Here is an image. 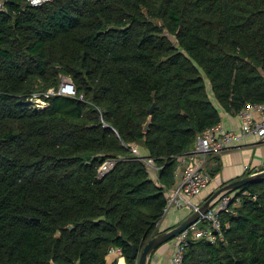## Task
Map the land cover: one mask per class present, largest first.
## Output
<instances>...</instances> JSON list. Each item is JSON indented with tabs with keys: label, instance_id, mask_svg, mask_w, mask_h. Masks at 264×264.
I'll list each match as a JSON object with an SVG mask.
<instances>
[{
	"label": "trees",
	"instance_id": "16d2710c",
	"mask_svg": "<svg viewBox=\"0 0 264 264\" xmlns=\"http://www.w3.org/2000/svg\"><path fill=\"white\" fill-rule=\"evenodd\" d=\"M65 77L75 95L59 93ZM249 103H264V0L8 1L0 264H117L107 257L112 246L135 264L133 245L140 251L177 225L158 226L178 156L221 122L220 108L238 114ZM136 146L154 159L156 177ZM218 156L207 165L211 178ZM239 190L224 238L189 240L183 264H264V180Z\"/></svg>",
	"mask_w": 264,
	"mask_h": 264
},
{
	"label": "built area",
	"instance_id": "2783aa9c",
	"mask_svg": "<svg viewBox=\"0 0 264 264\" xmlns=\"http://www.w3.org/2000/svg\"><path fill=\"white\" fill-rule=\"evenodd\" d=\"M10 0H0V13L7 10V2ZM51 0H24V5L39 6ZM49 93H54L51 89ZM59 93L75 95L76 88L73 81L65 77L59 88ZM38 107H43L46 102L35 99ZM240 120L239 131L229 130L220 122L207 128L198 134L194 146L178 156L179 166L175 177L177 184L171 189L168 204L165 209L167 213L171 208L187 206L191 211L198 210L203 202H197L195 197L199 195L210 183L211 177L206 167L212 156L220 155L235 142L247 135H257L264 139V103L247 104L238 114ZM135 152L147 163L152 172L158 168L155 161L150 156H145L138 151ZM115 164V160L107 159L99 168L100 176H104ZM245 192L244 194H246ZM241 191L234 190L223 194L216 204L201 217L191 224L184 231L175 236L172 241V263L183 264L185 247L189 240L205 237L212 242L224 238V229L228 224L225 215L235 214L236 209L242 204ZM199 223L203 226L200 227ZM161 222L159 223L160 227ZM109 262L115 261L117 264H129L123 249L120 246H112L107 255ZM135 264H138L136 260Z\"/></svg>",
	"mask_w": 264,
	"mask_h": 264
},
{
	"label": "crops",
	"instance_id": "0c3cea01",
	"mask_svg": "<svg viewBox=\"0 0 264 264\" xmlns=\"http://www.w3.org/2000/svg\"><path fill=\"white\" fill-rule=\"evenodd\" d=\"M220 110L222 115L221 123L224 127L229 130L239 131L240 120L237 114L227 112L221 108ZM141 152V154L146 156V150H141ZM218 158L221 160V169L211 178L209 186L195 197L197 202H204L220 186L231 180L246 176L249 171H251L252 174L263 171L264 139H260L254 134L244 136L235 142L234 145H231L222 152ZM214 159V157H211L208 163L214 165ZM206 169L208 168L206 167ZM154 177H156V174ZM189 214H191L190 207L183 206L180 208H171V210L165 213L159 228L162 230L169 226H174L182 222ZM172 253V245L168 243L163 244L156 250L152 257L151 264H173Z\"/></svg>",
	"mask_w": 264,
	"mask_h": 264
},
{
	"label": "water",
	"instance_id": "95a60500",
	"mask_svg": "<svg viewBox=\"0 0 264 264\" xmlns=\"http://www.w3.org/2000/svg\"><path fill=\"white\" fill-rule=\"evenodd\" d=\"M166 35L169 38V40L173 43V45H177L178 43L177 35L172 34L170 32H166ZM149 112L150 114H152L153 108H151ZM150 123H151V115L149 116L148 121L144 125L145 129H149ZM261 180H264V170L260 172H256L254 174H248L244 177L226 182L225 184L220 186L217 190H215L211 194V196L201 204L198 210L191 212V214H189L182 222H180L179 224H177L176 226L170 229L160 231L157 234L153 235L151 238H149L146 241L145 245L143 246L142 250L139 251L138 246L133 245L132 258L136 259L138 261V264H151L152 257L159 247L172 240L175 236H177L179 233H181L186 228H188L191 224L196 222L201 217L202 213H205L211 207H213L223 194L241 189L243 186L247 185L248 183L261 181ZM68 228L71 229L72 226L69 225ZM51 263L57 264L53 260L51 261Z\"/></svg>",
	"mask_w": 264,
	"mask_h": 264
},
{
	"label": "rangeland",
	"instance_id": "374dc122",
	"mask_svg": "<svg viewBox=\"0 0 264 264\" xmlns=\"http://www.w3.org/2000/svg\"><path fill=\"white\" fill-rule=\"evenodd\" d=\"M209 88H210V85H209ZM136 151H138L139 153H142L141 152V150H144L145 151V149L142 147V146H136ZM152 174V176L154 177L155 176V173L154 172H152L151 173ZM201 225V223H199V226ZM168 244H171L172 245V241L170 240L169 242H167Z\"/></svg>",
	"mask_w": 264,
	"mask_h": 264
}]
</instances>
